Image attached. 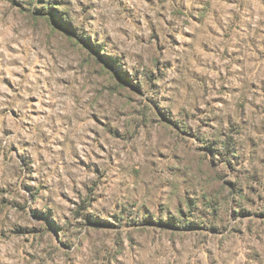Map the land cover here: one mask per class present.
<instances>
[{
	"label": "rangeland",
	"instance_id": "1",
	"mask_svg": "<svg viewBox=\"0 0 264 264\" xmlns=\"http://www.w3.org/2000/svg\"><path fill=\"white\" fill-rule=\"evenodd\" d=\"M0 264H264V0H0Z\"/></svg>",
	"mask_w": 264,
	"mask_h": 264
}]
</instances>
